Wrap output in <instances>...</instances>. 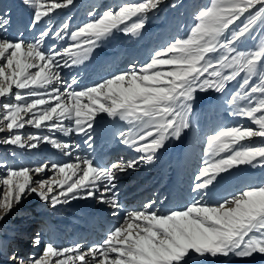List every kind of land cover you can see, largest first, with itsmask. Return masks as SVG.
<instances>
[{
    "label": "snow or ice",
    "instance_id": "6c2138e0",
    "mask_svg": "<svg viewBox=\"0 0 264 264\" xmlns=\"http://www.w3.org/2000/svg\"><path fill=\"white\" fill-rule=\"evenodd\" d=\"M162 2H122L99 15L89 12L92 18L71 31L72 43L62 49L52 44L46 51L42 45L50 34L63 39L61 31L66 32L67 22L56 31L46 27L31 41L22 35L0 34V97L12 96L16 101L0 103V132H8L0 144L36 148L31 142L36 140L68 149V143L49 135L24 140L13 130L27 124L37 129L47 126L65 136L87 133L97 115L105 113L128 123L127 130L119 132L121 142L145 153L140 161L150 162L169 138H180L190 127L191 101L197 91L224 93L238 81L226 103L233 115L247 118L254 127H221L206 137V158L192 192L208 190L222 174L238 166L264 167V0H208L195 13L187 36L162 46L139 69L129 65V70L79 91L69 90L70 85L62 91L56 87L61 83L58 69L69 66L68 60L61 64L58 57L67 56L76 65L114 31L138 34L147 15ZM24 3L33 10L29 29H34L73 0ZM8 23L0 19V30L6 31ZM249 39L258 42L242 50L239 46ZM253 138H260L261 143H248ZM91 139L88 135L85 143ZM136 163L131 160L104 167L77 157L74 163H52L50 168L43 163L30 168L0 162V221L33 193L52 207L77 198H95L119 209L116 173L134 168ZM49 171L51 176L35 178ZM151 203L127 213L124 222L109 230L102 242L87 248L80 243L59 248L45 243L42 255L30 254L27 264H190L194 257L264 255V180L245 184L215 202L193 199L166 213L152 210ZM40 243L37 234L33 245ZM11 261L25 264L15 253Z\"/></svg>",
    "mask_w": 264,
    "mask_h": 264
},
{
    "label": "bare ground",
    "instance_id": "6f19581e",
    "mask_svg": "<svg viewBox=\"0 0 264 264\" xmlns=\"http://www.w3.org/2000/svg\"><path fill=\"white\" fill-rule=\"evenodd\" d=\"M171 1L173 0H163L158 9L151 11L147 15L145 26L138 34L117 30L103 38L82 63L73 65L67 56L58 57L61 64L68 60L69 66H61L58 69L61 83L56 87L62 91L70 85L69 90L79 91L111 75L129 70V65L139 69L162 46H166L174 38L186 37L189 29L179 28L178 24L172 22V14L168 11L164 13ZM122 2L139 0H73L70 6L56 10L50 18H45L34 29H29L33 16L32 8L28 7L24 0H0V19L9 21L6 31L0 30V34L9 37L22 35L25 40L31 41L46 27L56 31L67 22L66 32L61 31L63 39L57 40L50 34L42 45L46 51L52 44H56L57 49H62L72 43L71 31L92 18L88 15L89 12L99 15L106 8H115ZM257 42L258 40H245L239 47L246 50L254 47ZM73 80L76 83H73ZM232 91L230 85L223 95L214 90L197 91L191 101L190 127L182 132L180 138H169L150 162L140 161L139 157L145 153L137 152L121 142L119 132L126 131L128 123L118 117H108L105 113L97 115L93 128L87 133L72 132L65 136L55 130L49 131L47 126L37 129L27 124L22 129L13 130L24 140L30 136L49 135L62 144L68 143L70 147L58 149L47 142L36 140L31 141L38 145L36 148L0 144V162H6L10 166L35 168L39 164L47 163L50 168L52 163H74L77 157L89 158L104 167L131 160H136L137 163L134 168L116 173L114 183L119 209H113L109 204L101 203L95 198H77L52 207L34 193L26 195L11 210L15 215V222L10 223L8 215L3 219L5 226L1 227L4 232L0 242V256L3 254V258L0 264H12L11 259L4 256L8 252L10 240L14 238H17V242L14 243L13 253L18 259L23 258L27 264L30 254H36L37 258L42 255L45 243L50 242L57 248L80 243L87 248L93 243L102 242L109 230L124 222L127 213L142 210L146 203L154 202L150 204L152 210L166 213L186 206L193 199L203 197L208 202H215L229 193L239 191L245 184L264 180V167L241 165L228 174H222L219 181L208 190H200L199 194L192 192L195 176L203 166L206 137L221 127H254L247 118L232 114L230 106L226 103ZM4 102L16 101L12 96L0 97V103ZM64 123L67 126L69 122ZM7 135V130L0 132V138ZM88 135H91L92 139L86 144ZM258 141L260 138H253L248 143L255 144ZM51 175L52 172L49 171L38 174L35 178H47ZM34 227L37 229L33 233L31 244L26 246L25 242ZM37 234L41 238L38 247L33 245ZM195 260L196 257L192 258L193 262ZM192 261L190 264H193ZM233 264H264V255L255 260Z\"/></svg>",
    "mask_w": 264,
    "mask_h": 264
},
{
    "label": "rangeland",
    "instance_id": "374dc122",
    "mask_svg": "<svg viewBox=\"0 0 264 264\" xmlns=\"http://www.w3.org/2000/svg\"><path fill=\"white\" fill-rule=\"evenodd\" d=\"M207 3H208V0H173L169 4V6L164 10V13L168 11V13L172 14L171 15L172 22L175 23V25L178 24L177 26L179 28L183 27L182 29H184V28L185 29H190V27L194 23V15H195V13L197 12V10L200 7L205 6ZM254 35H257L259 37L260 34L259 33H254ZM237 84H238V81L237 82H233V83L230 84V87L234 90L237 87ZM221 95H223V94L221 93ZM260 143H261V139H260V141H258L255 144H252V145H259ZM205 158L206 157L204 155V159ZM201 160L202 159H200V161ZM255 166L258 167V164H256ZM14 216L15 215H14V213L12 214V212H10L8 214V218H9L10 223H14L15 222ZM40 219H41V217H40ZM0 223H1L0 224V242H1V240H3V238H1V236L3 235V232H4V229L1 228V227H4L5 223H3V220L0 221ZM36 229H37V227L32 228V234H30L29 238L25 242L26 246L28 244H31V239L33 238V233H35ZM15 242H17V238H14V240H10V244L8 246V252L4 256L7 259H11V256H12L13 250H14V243ZM262 256L263 255H260V254H254L250 258H237V257L232 256V255H230L228 257L217 256L215 258H213L211 256H207V257H204L202 259L196 257V260L194 262L193 261L192 262H193V264H205V263H208V264H233V263H236V262H239V261H246L247 262L249 260L250 261L251 260H255V259L260 258ZM2 258H3V254L0 256V260Z\"/></svg>",
    "mask_w": 264,
    "mask_h": 264
}]
</instances>
